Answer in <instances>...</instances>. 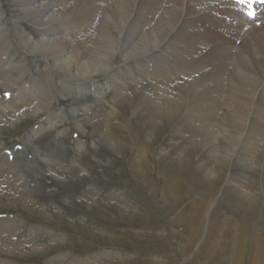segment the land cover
<instances>
[{"label": "rangeland", "instance_id": "obj_1", "mask_svg": "<svg viewBox=\"0 0 264 264\" xmlns=\"http://www.w3.org/2000/svg\"><path fill=\"white\" fill-rule=\"evenodd\" d=\"M52 1L54 2V0H52ZM45 27L46 28H45L44 33H46L48 36H46V35L43 36V39H45V38L51 39L52 32H54V31H50L47 26H45ZM35 32L36 33H33L31 35V37L40 33L38 31H35ZM20 33L25 36V33L21 32V31H20ZM2 35L3 36H1L2 38H0V43H1V46L3 47L2 48L3 52L5 53L3 60L5 59L6 56H9L10 59L13 60V64L15 65V68H16V69L15 68L13 69V72L16 74H19L21 71H20L17 63L20 61L19 55H20L22 49L19 47V45H16L14 43L12 38L9 36L7 29L4 28ZM3 39H5V40H3ZM226 41L230 47L234 44L239 45L241 51L243 53H246L245 49H244V45H242L240 43V37L238 39H235V37L227 36ZM183 47H187V46L183 45ZM204 50H206V49H204ZM234 52L237 53V49H234V51H233V54L235 56ZM176 57L182 58V56H180V55L179 56L177 55ZM183 57H184L183 59H185L186 55H184ZM199 57H196V58H199ZM35 59L36 58H32L31 63ZM228 59L229 60H227L226 62H225V60H222L223 62L221 60H219V61L216 60L215 63H217V64L219 63L217 66L219 68V70H218V68H216L218 71L216 73H218V74L220 73L219 74L220 76H218V77L215 76L214 78H216V79H214L213 75H212V77H210V78H213L212 81H210L206 77L209 80L208 85L210 86L209 88H210L211 92L207 94L206 89L196 91L195 92L196 95L199 92H201L198 94L199 97L202 96V97H200L201 100L199 97L193 98L192 95L194 94V92H193V94H192V92L190 94V91H189V94L184 97L185 90L186 91L189 90V89L187 90V86H189V85L186 84L187 82H182L183 79L179 80V81L177 80L176 83L172 84V87H174V88H172L173 93H170V94L167 93L168 96L172 95V97L174 96V99H176L175 94L181 95V93H178V91H180V92H182V95H181L182 97L179 95L180 96L179 98L181 100H183V102L179 99L181 102L176 101L174 104H170L171 106H169L168 110L172 111V112L174 111L173 113L171 112V114H170L171 117L168 116V118H167L166 117L167 115L164 114L161 118H155L156 119L155 120L151 116L152 114L149 111L150 110L149 107H147V109L150 113H148L146 111L147 109L144 111V108L142 109L143 111H140V108L138 106L139 102H137V100H138L137 97L134 98L135 101H133V102H135V103H133L134 107L132 105L133 108L130 109L131 105L129 106V104L126 103V106L122 107V109L124 108L125 110L123 109V111H121L122 109H120V112H119V109H117L115 116L110 118L111 121L108 122V127L111 130V134L109 135V137L111 139L110 141H114V139H116L117 141H114L112 146H109L110 148L104 154L100 153L98 155L93 156L89 153L91 151L90 150L88 151L89 148H87V147L85 149H82L81 152H79L77 154V155H79V154L81 155L79 164L81 163L80 165L81 166L83 165L86 168L92 167V165L88 164V162L91 160L90 156H93L94 159H96V160L100 159L101 163L103 165H105V166L102 165L101 168H99V169H93L92 168V171H90L89 173H87V171L76 173V171L74 172V170H73L74 167H71V166H73L71 164V160L73 158V155H75V152H74L75 148L71 144L74 141L75 137L77 135H79V132L76 130V128H74V124L71 123L74 120H72V121L70 120L69 122L66 121L67 124L65 126H67L69 128V132L66 136H64V135L62 136L64 141L59 142V145H58L59 147L51 145V147H49L50 149H48V148H46V145H45V147L41 146L39 148L41 150H39V149H36V150L42 152L41 155L42 154L43 155L38 156L37 159H34L36 156L33 155V152L36 153V151L34 150L35 147L32 148L33 150L31 153L27 151V149L30 147V144L27 141H26L27 143H25L27 145L26 147L15 146V145H18L20 138L23 137L25 135V133H27L28 131L32 134H38L41 132V129L36 128V126H38L39 121L43 120L48 115L47 111H45V113L38 114L37 117L32 116V115H28V113H27L26 114L27 116L26 115L21 116L19 118L20 121L19 120L16 121L17 123L15 122L13 125H8V126L4 127L3 129H1L0 132H3V135H1L0 140H3L5 142V145H7V146L13 145V147L15 146L16 148H18V155L22 158H24V156H25L23 154L27 153L26 159L22 160V162L17 161L14 163V165H17V166H13V167H15L16 170L20 169L25 174H28V169L26 171V167L23 165H25V163H29L31 161V162H33V165L37 164L36 170L38 173H37V175L35 173L36 176L40 175L41 172H42V174L44 173V171L46 169V167H44L45 166L44 164L51 163L50 165L54 166L53 162L56 163L55 167L58 165L62 170L65 171L64 172L65 174L61 173L63 175V177H62V175H59L62 177V179L64 178V180L60 179L61 177L57 178V182H59V183L55 188L57 190L55 197H58L59 200H58V203H56V205L54 204L55 206H59L64 201H69V200L72 201L73 200L72 196H71L72 194L73 195L75 194V196H76L75 198H77L76 193H80L83 191V188H84L83 185L85 186V185L95 184L96 186H98V188H100L99 189L100 192L102 190H109V188L110 189H116L118 191L120 190V192L122 191L124 196L127 197L128 200L132 201L133 205L135 207L122 208V207H118V206L114 205V207L110 208V209H108L107 207L100 209L98 206H95V205H92L90 207H85L84 205L81 206V204H80L81 207L78 208L74 204H71L72 209L69 210V212L71 214L77 215L78 219H76V218L74 219L72 216L69 215L70 216L69 217L68 215H65V214L61 215V216H52V215L49 216V212L47 211V213H46L43 209L39 208L38 205L32 206L30 202H28L26 204H22L19 202V198L16 195L12 194L13 192H8L10 190L3 189V187H0V191H1L0 192V197H1L0 198V217L1 216H16L18 219L22 220L24 223H29L31 225H36V226H48L50 229L54 230L56 233L58 232V233H61V235H64V236H61L64 241L62 239L61 240L55 239L53 241V243L48 242L46 245L41 246L39 249H32L31 250V249H29L30 248L29 244H27L26 242H22V244L20 245L21 241H24V238H25L24 232H25L26 226L24 225L25 227L23 226L21 228L18 226L19 228L15 229V226H10V223L9 224L6 223V226H7L6 231L8 233L5 232V230H4L3 236H4V238H8V236H9L10 237L9 239H11L10 240L11 242L15 241L17 243L16 244L17 246L14 245V246H16V249L14 251H18V253L14 252V251L12 253H9L5 250L1 251L2 250L1 249L0 250V258L10 260L15 264H44V261L49 260V259L54 258V257H57V255L59 253L60 254L61 253H69L67 256H69L68 259L70 260L71 257H74L76 255L79 258H85L86 256H88L90 254H93L99 250L105 249V250H111L114 252H119L122 254L125 253L128 256V257L123 258V259H120V258L116 259L115 261L112 262V264H264V169H261V168H264V141H262L263 138L261 140L258 139L259 134H261L262 137L264 136V132H263L264 131V127H263L264 126L263 125L264 124V121H263L264 120L263 119L264 118V113H263L264 112V103H263L264 102V99H263L264 98V89H263L264 88V84H263L264 83V71H262L263 73L260 70L257 71V74L255 73L256 75L254 74L255 76H253V77L250 75L247 76L245 74L242 75V77H244L245 79L242 77H238L236 75L234 76V75H231L234 68L239 70V72L241 73V70L239 67V65L241 63L237 62L238 61L237 58L234 59V57L232 59L229 57ZM16 60H17V62H16ZM121 60L123 61V59L117 58L116 61H114V62H122ZM154 61H157V60L151 61L145 67L143 65L139 64L138 66H132L129 69L122 68L115 73V76L116 75L122 76L123 74H128V73H134L135 75L136 74L140 75L141 72L144 74H145V72L151 73V72H153V66H157L161 62L163 63V60L159 61L160 63L154 62ZM234 61H236V62H234ZM226 65H227L228 70L225 68ZM234 65H236V66H234ZM27 66H28L27 64H26V66H24V71H25L24 74L23 75L19 74L17 76L16 80H19V81H16L15 83L10 84L9 88L4 89V88L0 87V96L4 97L7 94L6 96L10 97L13 94L16 96V98L21 99L24 102V96L26 94H27V96L29 95L30 98L35 97L30 93L32 90L31 87L34 86V87H36L35 91L33 92L34 95H40L41 97L48 96L49 92L52 91L53 94H55L61 100V102L59 104L57 102L52 103V105L50 106L51 112H53L54 109H58V108H61L65 105H69L72 102L70 100L72 99L73 96H75V94L72 93V95H71L69 93V94H67L66 98H63V97L59 96L57 94V91L52 87L51 82L53 81V78L57 76V74H55V72L52 71L54 69H52L47 62H43L42 59L37 58V63H35V64L32 63L30 68H27ZM164 67H167V65L164 64ZM47 68H49V69H47ZM220 68L222 70H220ZM231 68H232V70H231ZM1 69H2V71H4L3 66H1ZM212 69L215 70L214 66L207 67L208 71L205 68L206 71L203 72L202 76H198L197 73L194 74L196 81H191L192 83H190L189 87H191L193 84H195V82H196V84L198 83L197 85L200 86L201 82L198 79L203 77L204 73H206V76H208L213 71ZM223 69H225L224 70L225 72L223 71ZM38 70H40L42 73H40L39 77L34 80L32 85L29 83H23L25 81L30 80V78H32L33 75H38ZM229 71H230V73H229ZM49 72H50V74H49ZM259 72L262 74V76H260L261 74ZM43 74H46V75H43ZM230 75H231V78H229ZM98 76H99L98 79L105 77L102 74H98ZM173 76H174V74H173ZM256 76H258L259 78H257ZM164 77H165L164 80H166L167 76H164ZM237 78L240 79V80L238 79L239 82L242 80V82L239 83L240 85H242L243 83H245V84H243L242 86H240L239 84H235V80H237ZM247 78L248 79L252 78L251 81L249 80L250 83H249ZM149 79L152 81L153 80L155 81V79H153V78H148V80ZM185 79H189V78H185ZM229 79H230V81H229ZM253 79H255V80H253ZM257 79H259V81H257ZM190 80H192V79H190ZM219 80H221V82ZM243 80H245V81H243ZM252 80H253V82H252ZM71 81L75 82L74 80H71ZM214 81L215 82L217 81V82L214 83ZM222 81H224V82H222ZM246 82H248V84ZM251 83L254 84V86H255L254 88H253V84H251ZM256 83H257V85H256ZM18 85H19V87H18ZM44 85H45V87H44ZM56 85H58L59 89H62L61 84L57 83ZM102 85L104 87L107 86V84H105V82H103ZM227 85H229V86H227ZM235 85H236V87H235ZM244 85H245L246 89L243 90ZM259 85H261V86H259ZM176 86L179 87V89H177ZM221 86L222 87L224 86L226 90L224 89V87L222 88ZM237 86H238V88H237ZM37 87H39V88H37ZM98 87H99V89L95 88L96 91L101 90V87L99 84H98ZM183 87H184V90H183ZM261 87H263V88H261ZM18 88H19V90H18ZM232 88L233 89L235 88L237 91L235 89L233 90ZM248 88H249V90H248ZM255 88H256V90H255ZM111 89H103L102 92L109 91ZM201 89H202V87H201ZM219 89H221V90L219 91ZM212 90L214 91V93ZM223 90H225V92H223ZM226 91H228V92H226ZM239 91H241L243 94L245 93V95H246L245 96V95L241 94L242 96L240 95V97L242 99L245 97L247 99L249 96V93H251L252 97H253L254 92H255L254 97H256V99L253 97L254 99L248 98V100H246V99L242 100L238 96V94L241 93V92L239 93ZM11 92H12V94H11ZM175 92H177V93H175ZM229 94H230V96H229ZM87 95H88V93L86 94L85 92H82V96L79 98L81 100V102H84V100H82V98L83 99L86 98ZM89 95L92 96V94H89ZM147 95L152 96V93L150 92V94H147ZM93 96H94V94H93ZM220 96H222V97H220ZM232 96L233 97L236 96L237 99H234L235 97L233 98ZM187 97H190V98H187ZM205 97H206V99H205ZM249 97H251V96H249ZM226 98L229 99V101ZM89 99H92V98H89ZM202 99L203 100L205 99V100L202 101ZM233 99L235 101H232ZM262 99H263V101H262ZM67 100H69V101H67ZM176 100H178V99H176ZM188 100L191 101L192 103H190ZM193 100H194V105H193ZM251 100H253V101H251ZM256 100H258V101H256ZM90 101H94V99L90 100ZM198 101H202V102L199 103ZM230 101H232L233 103L235 102L234 105H236V106L232 105L233 103ZM240 101H242V102H240ZM245 101H247V102H245ZM255 101L257 102V104L255 103ZM213 102H215L219 108ZM248 102H249V104H248ZM250 102H253L256 106ZM94 103L98 107L102 108L101 109L102 116L96 117V119L99 118V120H97L94 124H92L90 127V131L87 132L85 139L87 138L86 141H88V142H90V140L94 136H98L104 132V130H103V128L105 126L104 122H106L103 120L102 117L104 114L103 112H105V110L107 108L105 106L108 104L105 102H101V104H100L97 101H94ZM187 103H189V106H190V104H192L190 106V109L192 110L194 108L193 112H196V114L198 116L195 113H193L191 110L188 109L189 106H187ZM238 103L241 104V107ZM175 104L178 106H176ZM202 104H206L207 108L205 105H202ZM208 104H209V106H208ZM224 104H226V105H224ZM40 105H43V104H40ZM213 105H214V107H213ZM220 105H222V106H220ZM229 105L232 108H230ZM237 105L239 107H237ZM245 105H247V106H245ZM150 106L152 107V104H150ZM180 106H181V108H180ZM199 106H201V107L204 106L205 109L203 107L201 109V107H200L199 108L200 110H198L197 108ZM215 106L219 109V111H218V109L217 110L215 109L216 108ZM233 106H234V108L240 109V111H237V110L235 111ZM75 107H78V106H75ZM135 107H136V109H135ZM175 107H176V109H175ZM208 107H210V108H208ZM220 108H221V110H220ZM224 108L226 109V112L224 111ZM134 109H135V111L136 110H138V111H136V113H135ZM182 109H184V110H182ZM186 109L190 112H188ZM247 109H249V111ZM232 110H234V111H232ZM244 110H246V111H244ZM256 110H257V114H256ZM260 110H262V111H260ZM40 111H43V110H40ZM178 111H180V114ZM206 112L210 113V116ZM211 112H212V115H211ZM220 112H223V113L220 114ZM239 112H241L242 114ZM243 112H246L247 114L245 113L246 114L245 115ZM138 113H140L139 114L140 116L138 115ZM166 113H168V111ZM204 113H206V114H204ZM224 113H226V114H224ZM231 113L235 114V115H232ZM78 114H79V112L76 113V115H78ZM141 114H142V116H141ZM202 114H203V116H202ZM228 114L230 116H228ZM236 114H239V115H236ZM258 114H259V116H258ZM156 115L159 116L158 113ZM177 115H179V116H177ZM191 115H193V116H191ZM223 115H226V116H223ZM242 115H244L243 118H242ZM248 115H250V116H248ZM254 115H255V117H254ZM260 115H262V118ZM145 116H148V118L147 117L145 118ZM187 116H188V119H186ZM234 116H236V117H234ZM239 116L242 119H240ZM192 117H193V119H192ZM248 117L250 119H245ZM101 118H102V120H101ZM165 118H167V119H165ZM203 118L204 119L209 118L210 120L208 119L206 121V120H203ZM235 118L238 121L237 120L235 121ZM194 119H196V120H194ZM140 120H143V121L145 120L147 122H145V121L143 122ZM160 120H161V122H160ZM179 120L182 121V123L184 122V124L182 125V123ZM244 120L246 123L244 122ZM248 120L249 121L251 120V121L249 122ZM153 121L156 122V124ZM185 121H188L190 126L185 124ZM191 121L192 122L194 121V122L191 124ZM217 121L221 122V123L217 124ZM239 121H240V123H239ZM262 121H263V123H262ZM242 122L245 123V124L244 123L243 124H244V126L246 125L245 126L246 130H244V128H243L244 126H242L243 125ZM144 123L149 124L148 125L149 127L147 125H145ZM200 123L205 125V126H202ZM238 124L239 125L242 124V125L239 126ZM250 124H252V125H250ZM256 124H257V126H256ZM176 126H178V127H176ZM212 126L214 128L209 129ZM231 126H234V127H231ZM93 127H94V129H93ZM194 127H199V129L198 128L195 129ZM206 127H208V128H206ZM216 127H220V128H216ZM237 127H240L241 130H239L240 128H237ZM166 128H167V131H166ZM183 128L186 130L184 131ZM200 128L203 131V134L201 133ZM235 128H237V129H235ZM173 129H175L176 131ZM230 129H232V130H230ZM260 129H262L261 130L262 132L260 131ZM145 131L147 133L148 132L149 133L147 134ZM187 131H189V132H187ZM240 131H244V132H240ZM179 132H180V134H179ZM211 132H213V133L215 132L214 135ZM226 132L227 133L230 132V135H234L235 132L237 134L239 133V135L241 133L242 137H240L239 135H236V137H235V135L230 136L229 133L227 134ZM245 132H246V134H245ZM256 132H259V133H256ZM90 133H91V135H90ZM204 133L206 134L205 138H204ZM223 133H224V135L226 133L227 136L226 135L224 136ZM176 134L178 135V137L176 136ZM217 134H219V135H217ZM247 134H249V135H247ZM145 135H147V136H145ZM198 135L201 138L198 137ZM228 135L230 136V138ZM261 135H259V138H261ZM182 136H183V138L185 136V139L187 138L186 140H189V141L182 139ZM189 136L191 138H188ZM192 136H193V138H192ZM220 136L222 138L221 140H220ZM146 137L147 138L150 137L147 139L148 141H146ZM206 137H207V139H206ZM224 137H226L227 140ZM231 137H233V138L235 137L236 139L235 138L231 139ZM153 138H155V139H153ZM191 139L192 140L194 139V141L196 140L195 143ZM202 139H203V141H202ZM245 139H246V141H245ZM168 140L171 143L168 142ZM177 140H179L180 142ZM213 140H215V141H213ZM236 140H238L237 143H236ZM247 140L251 144H249V142ZM190 141H192L191 143L192 144L194 143V144L191 145ZM204 141L210 142L209 144L207 143L208 146L206 145V142H204ZM225 141H226V143H225ZM233 141H235V142L233 143ZM251 141H253L255 143H253ZM213 142L216 143L217 145L214 144ZM256 142H257V144H256ZM260 142H261V144H259ZM47 143H49V141H47ZM176 143H178V144L180 143L178 145V147H177ZM186 143L187 144L189 143V144L186 146ZM240 143H241V145H240ZM244 143H245V145H244ZM211 144L212 145L214 144L213 146H215V147H213ZM235 144H237V145H235ZM175 145L177 148L175 147ZM221 145H225V147L221 146ZM232 145H235L236 147H234ZM142 146L145 149V152L142 153V154H144V155H142V157L144 156V158L142 161H138V165L140 167L137 168L134 166V164H132L133 163L132 159H134L132 157L135 156V154H136L135 152L137 151L138 148H143ZM204 146H205L206 150L204 149ZM218 146H220V148ZM240 146H242V147L244 146V147L241 148ZM262 146H263V148H262ZM4 147H6V146H4ZM42 147H44L45 150L42 149ZM61 147H64L63 150L61 149ZM146 147H147V149H146ZM166 147H167V149H166ZM208 147L209 148L212 147L214 149L211 148V150H210V149H208ZM174 148H176V149H174ZM221 148L224 150H221ZM229 148H230V150H228ZM244 148H247L248 151H247V149H244ZM252 148L254 149L253 152L251 151ZM260 148H262V149H260ZM56 149H58V150H56ZM241 149H244V150L242 151ZM259 149L262 152H259L258 151ZM47 150L48 151L50 150L51 153L49 151V154H48ZM207 150L210 152L211 155L209 154V152ZM219 150H220V153L223 151L222 154H219ZM43 151L44 152L46 151V153H44ZM182 151H183V154H182ZM204 151H206V152H204ZM214 151L217 153H215ZM224 151H226V152L230 151V152H227L228 154L226 155ZM255 151H258V152H255ZM20 152H21V154H19ZM22 152H24V153H22ZM95 152H96V154L99 153L97 151H95ZM164 153H166V154H164ZM177 153L181 154L182 157H179ZM198 153H199V156H198ZM205 153H207V155ZM232 153L233 154L237 153L238 155H235V154L233 155ZM249 153H250V156H249ZM258 153H261V155ZM51 154L53 155L54 158L52 157ZM162 154H163V156H162ZM56 155H57V158H56ZM60 155H61V157H60ZM68 155H69V157H68ZM106 155H107V157H106ZM258 155H260V156H258ZM45 156H46V158H45ZM158 156H160V157H158ZM229 156L231 159L230 158L227 159ZM39 157H41V158H39ZM47 157H50L52 159H50V158L48 159ZM260 157H261V159H260ZM58 158L62 161H60ZM160 158H162V159H160ZM222 158H225L226 160H222ZM246 158H247V160H246ZM250 158H251V160H250ZM63 159H64V162H63ZM218 159H220V160H218ZM47 160L48 161L51 160V161L48 162ZM37 161L39 163H37ZM59 161H60V163H59ZM67 161H69L70 165H69V163H67ZM238 161H240V162H238ZM246 161H247V163H246ZM11 163H13V162H11ZM247 165H249V166H247ZM260 165H262V166L259 167ZM8 166H9V164H7L6 162L0 161V173H1L0 176L4 174L1 171V169H3V168L5 169ZM63 167H65V168L63 169ZM70 167H71V169H69ZM142 167H143V169H142ZM251 167H253V168H251ZM243 168H246V169L243 170ZM258 168H259V170L257 171ZM41 169H42V171H41ZM7 170H8V176H10V171H12V168L9 166L7 168ZM69 172H70V175H69ZM46 173H50V172H46ZM59 173H60V171L57 172L55 175L57 176ZM75 174L78 175L77 180H80L83 178L82 180L84 183H81V185H78V184L76 185V183H70L71 181H74V180H75L74 182L77 181L74 178ZM4 175H6V174H4ZM65 176H67L70 180ZM70 176H71V178H70ZM65 178H67V179H65ZM84 178L87 179L89 182L87 180H85ZM71 179H74V180H71ZM24 180H25V177L22 178V181H19V184L22 187H24L25 184L27 187H31L30 185L32 184L33 186L35 185L36 189H37L38 185L36 182H37V180L39 181V176L35 182L29 183V182H25ZM32 180H34V179H32ZM64 181H66V182H64ZM61 184H63V186ZM176 184H178V185H176ZM234 185H235V187H234ZM60 190H63V191H60ZM6 193H7V196H6ZM2 194H5V195H2ZM35 194H39V193H35ZM66 195L70 196V197H67ZM39 196H40V194H39ZM63 199H65V200H63ZM43 200L50 202L51 200H53V197L52 196L51 197H44ZM41 201L42 200H39V202H41ZM121 208L123 210H121ZM173 208H175V209H173ZM79 209H81L82 211H80ZM83 209H84V211H83ZM51 211L53 212V210H51ZM93 212L95 214H93ZM8 228H10V229L8 230ZM87 228H88V230H87ZM16 230H18V231L16 232ZM19 230L21 232H19ZM15 232H16V234H14ZM22 235L24 236V238ZM16 236H17V239H16ZM18 239H19V241H18ZM20 239H21V241H20ZM23 245H24V247H23ZM20 247H21V249H20ZM42 247H43V249H42ZM34 250H35V252H34ZM20 251H21V253H20ZM101 264H107V263L102 262Z\"/></svg>", "mask_w": 264, "mask_h": 264}, {"label": "bare ground", "instance_id": "obj_2", "mask_svg": "<svg viewBox=\"0 0 264 264\" xmlns=\"http://www.w3.org/2000/svg\"><path fill=\"white\" fill-rule=\"evenodd\" d=\"M45 26H47L50 31H54V32H52L51 39H48V38L43 39V36H45V35L48 36L46 33H44L45 28H46ZM4 28L7 29L8 34L12 38L14 43L16 45H19V47L22 49L21 53L19 55L20 61L17 63V65L21 71L19 74H21V75L24 74V72H25L24 66H26V64L28 65L27 68H30L32 63L33 64L37 63V58H40L43 60V62H47L49 64V66L52 69H54L52 71H54L55 74H57V76L54 77L53 81L51 82V85L57 91V94L63 98H66L67 94L70 93L72 95V93H73V94H75L76 97L75 96L72 97V99L70 100L72 102L69 105H65L61 108L54 109V111L51 112L50 106L52 105V103L57 102L59 104L61 102L59 97H57L55 94H53L52 91L49 92L48 96L41 97L40 95H34L33 94V92L36 89V87L33 86V87H31L32 90L30 93L35 97L30 98V96L29 95L27 96V94H26L24 96V102H23V100L16 98V96L13 95L12 92H11L12 95L10 97H7L6 96L7 94L4 97L0 96V131H1V129H3L6 126L13 125L18 120L20 121L19 118L21 116H25L27 113H28V115H32V116L37 117L38 114H42V113H45V111H47L48 115L43 120L39 121L38 126H36V128L41 129V132L38 134H32L28 131L27 133H25V135L23 137H21V138L19 137L20 141L18 142V145H15V146L26 147L27 145L25 143L28 142L30 144V147L27 149V151L31 153L33 150L32 148L35 147L34 150L36 151V153L33 152V155L36 156V157L34 156L35 157L34 159H37L38 156H42L43 154L41 155L42 152L37 151L36 149H39L41 146L45 147V145H46V148H48V149H50L49 147H51V145L58 146L60 141H64L62 136L63 135L66 136L69 132V128L67 126H65L67 124L66 121L69 122L70 120L71 121L74 120L71 123L74 124V128H76V130L79 132V135H77L75 137L74 141L71 144L75 148V150H74L75 155H73V158L71 157L72 158L71 164L73 165L71 167H74L73 170H74V172L76 171V173L77 172H84V171H87V173H89L90 171H92V168L93 169L101 168V166L103 165L101 163V160L100 159L96 160V159H94L93 156L98 155L100 153H102V154L106 153L108 151V149L110 148L109 146H112L113 142L117 141L116 139H114V141H110L111 139H110L109 135L111 134V130L108 127V122L111 121L110 118L115 116L117 109H119V112H120V109H122V107H125L126 103L129 104V106L131 105L130 109L133 108L134 107L133 103H135L133 101H135L134 100L135 97L138 98L137 102H139L138 106L140 108V111H143L142 110L143 108L145 111L147 109V107H149L150 108L149 111L152 114L151 116L154 119L155 118H161L164 114H166L167 116L166 115L165 116L168 118V116H170V114L172 112V111L168 110L169 106H171L170 104H174L176 101L177 102L180 101L181 99L179 97L182 95V92H180V91H178V93H181V95L175 94L177 92L174 93L176 95V99H178V100L174 99V96L172 97V95L171 96L169 95L170 97L168 96L167 93H169V94L173 93L172 88H174V87H172V84L176 83L177 80L179 81V80L183 79L182 82H187L186 84H188L190 86V83H192L191 81H196L194 74L197 73L198 76H202L203 72L207 70V67L214 66L215 70L212 69L213 71L208 76H206V73H204V76L198 79L201 82L200 86L202 87V89L199 85H197L198 83L196 84V82H195V84H193L191 87L187 86V90L188 89L189 90L188 91L185 90V95L184 94L183 95H184V97L187 96L189 94V91H190V94H191V92H192V94L194 92L192 97L197 98V97H199L198 94L201 92H199V93L197 92L198 96L195 94V92L203 90V89L207 90V94L210 93L211 90L209 88L210 86L208 85V81L209 80L212 81V79L215 76H217V77L220 76L219 75L220 73L219 74L216 73V72H218L216 68H218L217 66L219 64V63L218 64L215 63L216 60L217 61L225 60V62H226L227 60H229L228 59L229 57L231 59L233 57H234V59L237 58L238 61L237 60L236 61L241 63L240 65L238 64L240 67L241 73L239 72V70L234 68L231 75H234V76L236 75L238 77H242V75H244V74L247 76L250 75L253 77L257 74V71H259V70L261 72L264 71V0H54V2L52 0H0V38H2L1 36H3L2 32H3ZM20 31L25 33V36L22 35L20 33ZM35 31H38L40 33L36 34L37 36L34 35L33 37H31V35L33 33H36ZM227 36L235 37V39H238L240 37V43L242 45H244V49H245L246 53H243L241 51L239 45L234 44L230 47L226 41ZM3 40H5V39H3ZM183 45L187 46V47H183ZM2 48L3 47L1 46V43H0V87L5 89V88H9L10 84L15 83L16 81H19V80H16L17 76L19 74H16L13 72L15 65L13 64V60H11L9 56H6L5 59L3 60L5 53L3 52ZM204 49H206V50H204ZM234 49H237V53L234 52L235 56L233 54ZM177 55L182 56V58L176 57ZM184 55H186L185 59H183ZM196 57H199V58H196ZM32 58H36V59L31 63ZM117 58L123 59L124 62L122 60H121L122 62H114V61H116ZM153 60H157L154 62H159V61L163 60V63L166 64L167 67H164V64L162 62L161 63L159 62L160 64H158L157 66H153V72H151V73L145 72V74H144L141 72L140 75L139 74L135 75L134 73H128V74H123L124 75V76L122 75L123 77L119 76V75L115 76V73L122 68L129 69L130 67L138 66L139 64L143 65L145 67ZM236 61H234V62H236ZM16 62H17V60H16ZM1 66L4 67V71H2ZM234 66H236V65H234ZM205 68H206V70H205ZM225 68L227 69V65ZM232 68H231V70H232ZM47 69H49V68H47ZM218 70H219V68H218ZM220 70H222V69L220 68ZM224 70L225 69H223V71ZM40 73H42V72L40 70H38V75H33L32 78H30V80L25 81L23 83H29L32 85L34 80L39 77ZM229 73H230V71H229ZM49 74H50V72H49ZM98 74H102L105 77L98 79V77H99ZM173 74H174V76H173ZM43 75H46V74H43ZM212 75H213V78H210V77H212ZM231 75L229 78H231ZM164 76H167L168 79L166 78V80H164L165 79ZM260 76H262V74ZM256 77L259 78L258 76H256ZM148 78H153V79H155V81L154 80L152 81L150 79L148 80ZM185 78H189V79H185ZM242 78H244V77H242ZM190 79H192V80H190ZM214 79H216V78H214ZM238 79L239 78H237V80H235V84H239L240 82H242V80L239 82L240 79L239 80ZM251 79H248V81L249 80L251 81ZM71 80H74L75 82H72ZM253 80H255V79H253ZM253 80H252V82H253ZM102 81L105 82V84H107V86L104 87L102 85L103 84ZM219 81L221 82V80H219ZM229 81H230V79H229ZM243 81H245V80H243ZM250 81H249V83H250ZM257 81H259V79H257ZM216 82L214 81V83H216ZM222 82H224V81H222ZM57 83L62 85L61 86L62 89L58 88V85H56ZM246 83L248 84V82H246ZM98 84L101 87V90H100L101 92L103 91V89H111V88L112 89L109 91H104V92H102L103 93L102 94L100 91L95 90V88L99 89ZM243 84H245V83H243ZM251 84H253V83H251ZM242 85H240V86H242ZM256 85H257V83H256ZM227 86H229V85H227ZM259 86H261V85H259ZM18 87H19V85H18ZM44 87H45V85H44ZM235 87H236V85H235ZM254 87L255 86L253 84V88ZM37 88H39V87H37ZM237 88H238V86H237ZM261 88H263V87H261ZM177 89H179V87H177ZM224 89H225V87H224ZM244 89H246L245 85H244L243 90ZM18 90H19V88H18ZM183 90H184V87H183ZM220 90L221 89H219V91ZM225 90H223V92H225ZM248 90H249V88H248ZM255 90H256V88H255ZM82 92H85L86 94L88 93L86 98H84V99L82 98V100H84V102H81V100L79 99L82 96ZM150 92L152 93V96L147 95V94H150ZM226 92H228V91H226ZM240 92L241 91H239V93ZM213 93H214V91H213ZM89 94H92V96ZM93 94H94V96H93ZM241 94H243V93L241 92L240 94H238V96L240 97ZM253 94L255 96V92ZM243 95H245V93ZM229 96H230V94H229ZM249 96H251V97H249ZM249 96H248V98H251V99L254 97V96L252 97L251 93H249ZM190 97H187V98H190ZM200 97H202V96H200ZM220 97H222V96H220ZM234 97H233L234 99H237L236 96H234ZM89 98H92V99H89ZM248 98L246 99V97H245L243 99L248 100ZM254 98L256 99V97H254ZM93 99H94V101H97L100 104H101V102H105L108 105L105 106L107 108H106L105 112H103L104 114L102 117L103 120L106 121V122L103 121L105 123V126L103 128L104 132L98 136H94L90 140V142H88V141H86L87 138L85 139L87 132L90 131L91 125L94 124L97 120H99V118L96 119V117L102 116V114H101L102 108L98 107L94 103V101H90ZM205 99H206V97H205ZM234 99L232 101H235ZM263 99H262V101H263ZM194 100H193V105H194ZM200 100H201V98H200ZM204 100L202 99V101H204ZM227 100L229 101V99H227ZM67 101H69V100H67ZM181 101L183 102V100H181ZM191 101H189V102L192 103ZM202 101H198V102L200 103ZM232 101H230V102H232ZM251 101H253V100H251ZM256 101H258V100H256ZM256 101H255V103L257 104ZM240 102H242V101H240ZM245 102H247V101H245ZM213 103L216 104L215 102H213ZM234 103L232 105H234ZM250 103H253V102H250ZM40 104H43V105H40ZM150 104H152V107L150 106ZM226 104H224V105H226ZM248 104H249V102H248ZM132 105H133V107H132ZM191 105L192 104H190V106ZM202 105H205L207 108L206 104H202ZM239 105L241 107V104H239ZM75 106H78V107H75ZM176 106H178V105H176ZM187 106H189V103H187ZM190 106L188 107L189 110H191ZM208 106H209V104H208ZM216 106L218 107L217 104H216ZM220 106H222V105H220ZM231 106H230V108H232ZM234 106H236V105H234ZM234 106H233V108H234ZM245 106H247V105H245ZM200 107L201 106H199L197 109L200 110L199 109ZM202 107L204 108V106H202ZM202 107H201V109H202ZM213 107H214V105H213ZM217 107L215 108L216 110L219 108V107L218 108ZM237 107H239V106L237 105ZM180 108H181V106H180ZM208 108H210V107H208ZM123 109L121 111H123ZM135 109H136V107H135ZM135 109H134V112L136 113V111H138V110L135 111ZM175 109H176V107H175ZM193 109L191 110L192 112H193ZM234 109H235V111L236 110L240 111V109H238V108H234ZM40 110H43V111H40ZM182 110H184V109H182ZM220 110H221V108H220ZM247 110L249 111V109H247ZM146 111L148 113H150L148 111V109ZM167 111H168V113H166ZM180 111H178L179 114H180ZM218 111H219V109H218ZM224 111L226 112L225 108H224ZM232 111H234V110H232ZM244 111H246V110H244ZM260 111H262V110H260ZM77 112H79L78 115H76ZM188 112H190V111H188ZM157 113L159 116L156 115ZM193 113L196 114V112H193ZM206 113H204V114H206ZM221 113H223V112H220V114ZM239 113H241V112H239ZM243 113L245 114L246 112H243ZM139 114L140 113H138V115ZM207 114H209V116H210V113H207ZM224 114H226V113H224ZM256 114H257V110H256ZM211 115H212V112H211ZM232 115H235V114H232ZM236 115H239V114H236ZM141 116H142V114H141ZM177 116H179V115H177ZM191 116H193V115H191ZM202 116H203V114H202ZM223 116H226V115H223ZM228 116H230V115L228 114ZM243 116L244 115H242V118H243ZM248 116H250V115H248ZM258 116H259V114H258ZM260 116L262 118V115H260ZM146 117L148 118V116H145V118ZM234 117H236V116H234ZM254 117H255V115H254ZM102 118H101V120H102ZM167 118H165V119H167ZM239 118H240V116H239ZM242 118H240V119H242ZM186 119H188V116ZM192 119H193V117H192ZM208 119L209 118H206V119L203 118V120H206V121ZM245 119H250V118L248 117ZM194 120H196V119H194ZM236 120L237 119L235 118V121ZM140 121H143V120H140ZM263 121H262V123H263ZM145 122H147V121H145ZM160 122H161V120H160ZM180 122L182 123V121H180ZM193 122L191 121V124ZM244 122H245V120H244ZM244 122H242V124ZM154 123L156 124V122H154ZM220 123L221 122L217 121V124H220ZM239 123H240V121H239ZM144 124L147 126L149 125L146 123H144ZM183 124H184V122L182 123V125ZM185 124L190 126L188 121H185ZM244 124L242 126H244ZM201 125L205 126L203 124H201ZM241 125H239V126H241ZM250 125H252V124H250ZM245 126L243 127L244 130H246ZM256 126H257V124H256ZM176 127H178V126H176ZM231 127H234V126H231ZM194 128L199 129V127H194ZM206 128H208V127H206ZM213 128L214 127L212 126L209 129H213ZM216 128H220V127H216ZM237 128H240V127H237ZM237 128H235V129H237ZM93 129H94V127H93ZM232 129H230V130H232ZM173 130H175V129H173ZM185 130L186 129H184V131ZM200 130H201V128H200ZM239 130H241V128ZM261 130L262 129H260V131ZM166 131H167V128H166ZM189 131H187V132H189ZM240 132H244V131H240ZM201 133L203 134L202 130H201ZM205 133H204V138L207 134V133L206 134ZM211 133L214 135L215 132L214 133L211 132ZM226 133H225V135H226ZM228 133L230 135V132H228ZM256 133H259V132H256ZM179 134H180V132H179ZM219 134H217V135H219ZM245 134H246V132H245ZM1 135H3V132H0V137H1ZM90 135H91V133H90ZM199 135H198V137H200ZM223 135H224V133H223ZM234 135L236 137V135H239V133L237 134L235 132ZM234 135H230V136H234ZM241 135L242 134L240 133L239 136L242 137ZM247 135H249V134H247ZM259 135H261V134H259ZM259 135H258V139H260V140L262 138L264 139V136L262 137V135H261V138H259ZM145 136H147V135H145ZM176 136L178 137L177 134H176ZM230 136H229V138H230ZM148 138H150V137H148ZM148 138L146 137V141H148L147 140ZM188 138H191V137L189 136ZM192 138H193V136H192ZM224 138L226 139V137H224ZM234 138L231 137V139H234ZM153 139H155V138H153ZM182 139L186 140L187 138L185 139V136H184V138L182 136ZM203 139H202V141H203ZM206 139H207V137H206ZM221 139L222 138L220 136V140ZM263 139H262V141H264ZM47 141H49V143H47ZM177 141H179V140H177ZM186 141H189V140H186ZM192 141L195 143L196 140L194 141V139H193ZM192 141H190V143ZM213 141H215V140H213ZM237 141L238 140H236V143H237ZM245 141H246V139H245ZM168 142H170V141L168 140ZM204 142H206V141H204ZM234 142L235 141H233V143ZM251 142H253V141H251ZM207 143L209 144L210 142H206V145L208 146ZM225 143H226V141H225ZM253 143H255V142H253ZM176 144L178 147V145L180 143L179 144L176 143ZM188 144L186 143V146ZM193 144L191 143V145H193ZM214 144H216V143H214ZM249 144H251V143L249 142ZM256 144H257V142H256ZM259 144H261V142ZM225 145H221V146L225 147ZM235 145H237V144H235ZM235 145H232V146L236 147ZM240 145H241V143H240ZM244 145H245V143H244ZM4 146H6V147H4ZM15 146L14 147H13V145L7 146V145H5V142L3 140H0V161L6 162L12 168V171H10V176H8V170H7V168L9 166L6 167L5 169L4 168L1 169V171L6 175L3 174L0 176V187H3V189L10 190L8 192H13L12 194L16 195L19 198L20 203L26 204V203L30 202L32 206L38 205L39 208L43 209L46 213L48 211L49 216L50 215L61 216V215L65 214L68 216L69 215L72 216L74 219L75 218L78 219V217H77V215L71 214L69 212V210L72 209L71 204H74L78 208L81 207L82 205H84L85 207H90L92 205H95V206H98L100 209L104 208V207H107L108 209H110V208H113L114 205H116L118 207H122V208L135 207L133 205V202L128 200L127 197L124 196L122 191L120 192V190L118 191L116 189H110L109 188V190H102L100 192V190H99L100 188H98V186H96L95 184L85 185V186L83 185V187H84L83 191L80 193H76L77 198H75L76 197L75 194L74 195L72 194L71 195L72 199H73L72 201H70V200L64 201L59 206H55L59 200L58 197H55L56 191H57L55 188L59 183V182H57V178L61 177L59 175H62L65 171L62 170L58 165L55 167V165H56L55 162H53L54 166L50 165L51 163H48V164L43 163L45 165L44 167H46L45 171L50 172L51 174L46 173L45 171L43 174L41 172V174L38 175L39 176V181H38L37 180L38 176H36L38 173L36 170L37 164L33 165V162L30 161L29 163H25V165H23L26 167V171L28 169V174H25L20 169L16 170L15 167H13V166H17V165H14L15 162H17V161L22 162V160L26 159V157H27L26 156L27 153H24L26 150L24 152H22V153H24L23 155H25L24 158L20 157L18 155V148H16ZM205 146H204V149H205ZM44 147H42V149H44ZM86 147L89 148L88 151L89 150L91 151L89 153L91 155H93V156H90L91 160L88 162L89 165H92L91 168H86L83 165L81 166L80 165L81 163L79 164L81 155L79 154L80 155L79 156L77 154L79 152H81L82 149H85ZM175 147H176V145H175ZM209 147H208V149L211 150L212 147L211 148H209ZM213 147H215V146H213ZM218 147L220 148V146H218ZM240 147L243 148L244 146L243 147L240 146ZM63 148L64 147H61L62 150H63ZM176 148H174V149H176ZM262 148H263V146H262ZM262 148H260V149H262ZM143 149H144V147L138 148L137 151L135 150L136 154L134 157H132V158H134V159H132L133 160L132 164H134V166L137 168L140 167L138 165V161H142L144 158V156L142 157V155H144L142 153L145 152V149L144 150ZM146 149H147V147H146ZM166 149H167V147H166ZM212 149H214V148H212ZM244 149H247V148H244ZM244 149H241V150L243 151ZM260 149L258 151L262 152V151H260ZM39 150H41V149H39ZM56 150H58V149H56ZM221 150H224V149L221 148ZM228 150H230V148ZM253 150L254 149L252 148L251 151L253 152ZM49 151L47 150L48 154H49ZM95 151H97L99 153L96 154ZM247 151H248V149H247ZM258 151H255V152H258ZM204 152H206V151H204ZM222 152L220 153V150H219V154H222ZM224 152L227 155L228 154L227 152H230V151H227V152L224 151ZM44 153H46V151ZM50 153H51V151H50ZM207 153H205V154L207 155ZM215 153H217V152H215ZM19 154H21V152ZM164 154H166V153H164ZM182 154H183V151H182ZM209 154H210V152H209ZM258 154L261 155V153H258ZM235 155H238V154L236 153ZM260 155H258V156H260ZM160 156H158V157H160ZM162 156H163V154H162ZM178 156L182 157L181 154H178ZM198 156H199V153H198ZM249 156H250V153H249ZM52 157H53V155H52ZM60 157H61V155H60ZM68 157H69V155H68ZM106 157H107V155H106ZM39 158H41V157H39ZM45 158H46V156H45ZM47 158L49 159L50 157H47ZM56 158H57V155H56ZM229 158H230V156L227 159H229ZM251 158H250V160H251ZM50 159H52V158H50ZM160 159H162V158H160ZM260 159H261V157H260ZM218 160H220V159H218ZM222 160H226V159L222 158ZM246 160H247V158H246ZM50 161H48V162H50ZM60 161H62V160H60ZM60 161H59V163H60ZM240 161H238V162H240ZM11 162H13V163H11ZM63 162H64V159H63ZM37 163H39V162L37 161ZM67 163H69V161H67ZM246 163H247V161H246ZM69 165H70V163H69ZM249 165H247V166H249ZM103 166H105V165H103ZM261 166L262 165H260L259 167H261ZM71 167L69 169H71ZM64 168L65 167H63V169ZM251 168H253V167H251ZM142 169H143V167H142ZM244 169H246V168H243V170ZM261 169H264V168H261ZM258 170H259V168L257 169V171ZM41 171H42V169H41ZM59 171H60V173L56 176L55 174ZM70 172H69V175H70ZM35 173H36V175H35ZM22 176L25 177V180H24L25 182L30 183V182H35L37 180V182H36L38 185L37 189H36V186L35 185L33 186L32 184L30 185L31 187H27L26 184L24 187H22L19 184V181H22V178H23ZM62 177H63V175H62ZM62 177L60 179H62ZM65 177H67V176H65ZM77 177H78V175L75 174L74 178L76 180H77ZM67 178H65V179H67ZM70 178H71V176H70ZM32 179H34V180H32ZM82 179L77 180L76 182H74L75 181L74 179H71L74 181H71L70 183H76V185L77 184L81 185V183H84ZM62 180H64V178ZM85 180H87V179H85ZM64 182H66V181H64ZM61 185L63 186V184H61ZM176 185H178V184H176ZM234 187H235V185H234ZM60 191H63V190H60ZM35 193H39L40 196H39V194H35ZM2 195H5V194H2ZM6 196H7V193H6ZM51 196L53 197V200H51L50 202L43 200L44 197H51ZM67 197H70V196H67ZM39 200H42V201L39 202ZM63 200H65V199H63ZM80 204H81V206H80ZM122 208H121V210H123ZM173 209H175V208H173ZM51 210H53V212ZM79 210L82 211L81 209H79ZM83 211H84V209H83ZM93 214H95V213L93 212ZM6 223H8V224L10 223V226H15V229H17L19 227L21 228L24 225L26 226L25 232H24L25 238L22 235L24 238V241H21V239H20V241H21L20 245L22 244V242H26L27 244H29V247H30L29 249H31V250L32 249H39L41 246L46 245L48 242L53 243V241L55 239H60V240L62 239L63 240V238L61 236H64V235H61V233H58V232L56 233L54 230L50 229L48 226H36V225H31L29 223H24L22 220L18 219L16 216H1L0 217V250L2 249L1 251L5 250L9 253H12L16 249V246H17L16 245L17 243L15 241H12V242L10 241L11 239H9L10 238L9 236H8V238H4V236H3L4 230H5V232H7L6 231V229H7ZM9 229L10 228H8V230ZM87 230H88V228H87ZM17 231L18 230H16V232ZM16 232L14 234H16ZM19 232H21V231L19 230ZM16 239H17V236H16ZM18 241H19V239H18ZM14 245H16V246H14ZM23 247H24V245H23ZM20 249H21V247H20ZM42 249H43V247H42ZM14 252L18 253V251H14ZM34 252H35V250H34ZM20 253H21V251H20ZM68 254L69 253H61V254L59 253L57 255V257H54V258H51L49 260L44 261V264H101L102 262L107 263V264H112V262L115 261L116 259H119V258L123 259V258L128 257L125 253L122 254L119 252H114V251L105 250V249L99 250L93 254H90V255L86 256L85 258H79L75 254L76 256L71 257V259L69 260L68 259L69 256H67ZM0 264H15V263H13L12 261L7 260V259L0 258Z\"/></svg>", "mask_w": 264, "mask_h": 264}]
</instances>
